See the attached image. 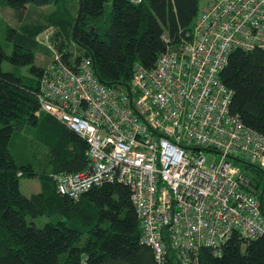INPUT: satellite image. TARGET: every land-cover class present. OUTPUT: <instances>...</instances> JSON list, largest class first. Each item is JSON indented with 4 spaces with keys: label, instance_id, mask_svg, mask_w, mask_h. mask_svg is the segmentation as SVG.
I'll list each match as a JSON object with an SVG mask.
<instances>
[{
    "label": "built area",
    "instance_id": "obj_1",
    "mask_svg": "<svg viewBox=\"0 0 264 264\" xmlns=\"http://www.w3.org/2000/svg\"><path fill=\"white\" fill-rule=\"evenodd\" d=\"M52 35L37 39L51 60L36 99L85 141L89 160L84 171L55 176L58 194L77 201L105 182L129 187L140 242L157 264L171 253L198 264L201 248L219 256L234 233L264 235L260 193L235 165L264 172V135L231 113L233 91L220 77L232 51L264 50V0H205L177 47L151 69L134 64L129 89L102 84L90 58L66 63ZM203 152L218 156L210 169Z\"/></svg>",
    "mask_w": 264,
    "mask_h": 264
},
{
    "label": "trees",
    "instance_id": "obj_2",
    "mask_svg": "<svg viewBox=\"0 0 264 264\" xmlns=\"http://www.w3.org/2000/svg\"><path fill=\"white\" fill-rule=\"evenodd\" d=\"M76 1L74 7L68 0H0V6L19 19L28 6H54L41 23L6 26L10 54L0 43V264H157L151 249L140 242L141 224L129 187L105 182L77 201L57 193L55 176L84 171L89 160L85 141L39 109L36 96L47 64L37 66L35 59L48 50L37 39L48 25L55 26L52 42L66 63L76 57L69 49L74 44L82 52L75 59L90 58L102 84L125 87L134 64L151 69L168 46L179 45L193 27L201 0ZM79 2L82 10L74 29ZM4 61L12 66L10 72L2 70ZM23 67H28L27 75ZM220 77L233 91L231 113L264 135V50L232 51ZM27 127L51 133L49 172L37 173L34 153L18 165L10 151L15 133ZM239 166L260 193L264 172L246 161ZM22 177L37 179L41 191L24 196L19 189ZM261 207L264 216V195ZM38 218L47 220L41 228ZM196 259L198 264H264V235L244 239L234 233L219 256L201 248ZM162 264L181 263L171 253Z\"/></svg>",
    "mask_w": 264,
    "mask_h": 264
},
{
    "label": "rangeland",
    "instance_id": "obj_3",
    "mask_svg": "<svg viewBox=\"0 0 264 264\" xmlns=\"http://www.w3.org/2000/svg\"><path fill=\"white\" fill-rule=\"evenodd\" d=\"M67 1V0H66ZM72 6L75 7L74 2L77 6L76 0H68ZM205 4V0L200 1V8ZM54 12V6H49L46 8H32L28 6L24 11L20 13V19L16 17V14L8 7L0 6V43L7 51L8 54L11 53V46L7 43L5 39V28L6 26L20 27L22 24L27 23H41L48 18ZM47 17V18H46ZM26 20V22H24ZM48 27V28H47ZM45 30L51 29L55 32V26L48 25ZM44 30V31H45ZM45 48V47H44ZM70 51L74 56L82 55L74 44H71ZM47 50V49H46ZM75 57V58H76ZM83 59V58H82ZM51 60V52L48 51L46 55L38 53L36 55L35 64L37 66L43 67ZM4 72H10L12 66L4 61L1 65ZM23 74H28V67L21 68ZM13 144L10 147V151L14 156L18 165H23L30 160V156L34 153L36 164L35 169L37 173H42L43 169L49 172L51 169L48 167L47 156L49 154V147L51 146L52 140L50 139L49 131L45 129H36L32 127L25 128L21 133H15ZM204 157L207 161V169H210V165L218 160L216 154L210 152H203ZM240 167L239 164H235ZM249 173V172H248ZM250 174V173H249ZM19 189L24 196H31L33 194L39 193L41 191V185L39 181L35 178L22 177L19 179ZM46 218H38L35 220L38 227H43L46 223Z\"/></svg>",
    "mask_w": 264,
    "mask_h": 264
},
{
    "label": "water",
    "instance_id": "obj_4",
    "mask_svg": "<svg viewBox=\"0 0 264 264\" xmlns=\"http://www.w3.org/2000/svg\"><path fill=\"white\" fill-rule=\"evenodd\" d=\"M79 1V0H78ZM81 10H82V4L79 2V10H78V16H77V20H76V23H75V26H74V29L76 28L77 24H78V19L80 17V14H81ZM127 89L128 86H126ZM240 163H243V161L239 160ZM264 195V184H263V187H262V191L260 192V196H259V199H260V202L262 200V197Z\"/></svg>",
    "mask_w": 264,
    "mask_h": 264
}]
</instances>
